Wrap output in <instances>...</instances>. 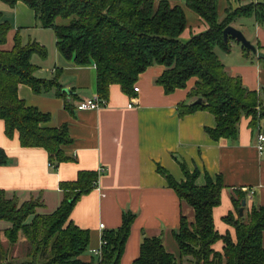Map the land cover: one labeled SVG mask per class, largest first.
<instances>
[{"label":"trees","instance_id":"1","mask_svg":"<svg viewBox=\"0 0 264 264\" xmlns=\"http://www.w3.org/2000/svg\"><path fill=\"white\" fill-rule=\"evenodd\" d=\"M0 1L10 7L20 1L33 10L40 27L52 28L56 49L66 59H73L78 66L92 62L96 94L106 101L111 84H118L124 94L132 95L139 74L158 64L164 70L156 83L165 94L183 89L189 79L196 78L187 93L191 101L177 104V115L181 118L199 110L209 112L216 121L214 128L204 129L211 140L237 138L239 120L244 116L250 118L252 127L261 125L264 129V96L248 90L239 76L228 74L215 52L216 48L230 52V42L235 40L228 37L224 42L222 30L236 19L252 17L255 22H264V0L250 1L235 9L226 7L222 20L218 17V0H183L207 26L183 43L179 40L186 27L183 8L167 0ZM57 18L68 21L58 24ZM10 29V23L3 21L0 13V121L4 135L11 138L17 133L21 147L42 148L53 170L71 159L65 155V148L73 141L68 127L47 126L50 116L26 106L17 96V89L25 84L35 95L53 89L64 98L65 108L70 107L71 92L62 91L59 72L50 79L34 76L37 67L31 57L47 55L37 41L23 43L16 33L12 47L3 49ZM241 48L249 57L245 47ZM199 98L201 102L194 103ZM8 162L9 157L0 148V166ZM156 168L176 196L190 205L194 218L189 222L181 215L178 227L172 230L176 253L165 249L160 236H144L131 264H183V258L188 257L193 264H264V205L251 207L246 215L236 218L233 213L223 217V222L234 229L232 240L229 233H217L213 225L212 209L220 203L223 188L220 176L212 180L205 174V184L198 186L197 171L189 172L182 166L184 180L176 181L163 167ZM97 180L98 173L82 170L74 181L60 182L61 202L49 213L41 212L44 204L40 197L21 200L17 194L0 189V221L7 225L0 231L9 246L21 236L29 245L25 260L4 259L1 264H119L135 218L129 211L123 213L114 230L102 231L105 244L101 246L100 259L93 255L90 262L79 259L89 246V230L77 227L69 214L79 198L95 188ZM234 194L233 208L238 211L245 195L240 191ZM219 240L223 245L216 252L212 246Z\"/></svg>","mask_w":264,"mask_h":264},{"label":"crops","instance_id":"2","mask_svg":"<svg viewBox=\"0 0 264 264\" xmlns=\"http://www.w3.org/2000/svg\"><path fill=\"white\" fill-rule=\"evenodd\" d=\"M167 1L183 8L186 27L179 38L182 43L207 29L203 20L186 7L183 0ZM250 1L256 2L218 0L219 19L224 18L226 7L235 9ZM0 13L2 20L11 25L3 49L12 47L16 33L23 43L37 41L47 55L45 58L38 54L31 57V63L37 67L34 76L50 79L59 72L62 90L66 88L71 92L69 108H65L64 98L56 95L53 89L35 95L27 85L20 84L17 96L26 106L48 114L47 126L66 125L73 140L65 148V155L71 159L57 164L52 170L47 166L49 159L42 148L21 147L17 133L11 138L6 137L0 121V148L9 157L8 164L0 166V189L17 194L21 200L40 197L44 204L41 212L49 213L61 202L60 182L74 181L82 170L97 173L102 167L105 171L98 175V187L83 194L69 214L77 227L89 230V246L79 257L82 262L91 261L92 251L101 245L102 231L118 227L125 212L134 213L135 218L119 264H131L137 258L144 236H160L165 247L170 241L175 243L171 232L178 227L181 215L187 221H193L194 211L168 187L157 172V165L176 181L184 180L182 166L189 172L197 171L195 183L198 186L205 184V174L212 180L220 176L223 188L220 203L212 209L213 225L217 233H229L232 240L235 239L234 229L223 222V217L229 213L235 218L239 216L233 208L235 191L245 195L243 215L251 207L264 205V152L259 155L254 146L259 129L264 131L261 125L252 127L250 118L244 116L239 120L237 138L211 140L204 129L214 128L216 121L209 112L199 110L181 118L177 115V104L191 101L187 99V93L196 78L189 79L183 89L165 94L156 83L164 70L158 64L139 74L133 86L138 91L132 95L124 94L118 84H111L105 106L76 110L77 102L97 96L95 65L89 62L78 66L73 59L63 57L56 49L52 28L40 27L34 11L24 3L18 1L10 7L0 1ZM230 25L243 32L253 46H261V50L256 47L259 51H264V22L241 17ZM230 47L227 54H233V59L221 56L227 55L221 49L219 53L215 51L220 62L222 57L225 58L227 64L222 63L226 72L239 76L248 90L264 96V61L245 56L235 41L230 42ZM100 223L102 229L98 228ZM6 226L0 221V230ZM1 238H4L2 231ZM261 239L264 247V231ZM222 245L219 240L212 248L218 252ZM172 247L165 249L174 254L176 246Z\"/></svg>","mask_w":264,"mask_h":264},{"label":"rangeland","instance_id":"3","mask_svg":"<svg viewBox=\"0 0 264 264\" xmlns=\"http://www.w3.org/2000/svg\"><path fill=\"white\" fill-rule=\"evenodd\" d=\"M68 19H61V18H57L56 22L58 24H63V23H67ZM215 51L217 53L221 52L219 51V48H216ZM264 54V51L262 52ZM224 56L228 59H233V54H227V55H221ZM249 58L254 59V60H258L259 58H257L255 55H253L252 53H249ZM232 62H235L234 65H236V61L231 60ZM259 61L263 62V59H260ZM222 62L227 64L225 58L222 57ZM172 246H176L175 243H172L171 241L165 244V247L168 248L169 250L172 249ZM29 249V245L26 243V241L23 239V237L21 236L18 240V242L15 245H8L5 237L0 239V264L3 262L4 263V259L6 260H15V261H23L26 259V253ZM175 250V249H174ZM176 253V252H175ZM183 264H193V259L191 257L188 258H183Z\"/></svg>","mask_w":264,"mask_h":264},{"label":"built area","instance_id":"4","mask_svg":"<svg viewBox=\"0 0 264 264\" xmlns=\"http://www.w3.org/2000/svg\"><path fill=\"white\" fill-rule=\"evenodd\" d=\"M133 91L137 92L138 88L137 87H133ZM106 100L100 98L98 95L95 96L94 99H84V100H80V102H77L75 105V109L76 110H95L97 108L103 107L106 104ZM128 106H131V104H129ZM257 135V139L255 142V149L257 150L258 154L260 155V153L264 152V131H262L261 129H259ZM48 167H50L49 164H47ZM105 170L102 167L98 168V175L103 173ZM97 184V183H96ZM98 187V184L95 186V189ZM250 194L252 193V191L249 192ZM98 228L102 229L103 228V224H99ZM100 247L98 250L92 251V255L99 258L100 259V253H101V246L104 245V241L100 238Z\"/></svg>","mask_w":264,"mask_h":264},{"label":"water","instance_id":"5","mask_svg":"<svg viewBox=\"0 0 264 264\" xmlns=\"http://www.w3.org/2000/svg\"><path fill=\"white\" fill-rule=\"evenodd\" d=\"M223 41L226 42L228 37H230L231 39L235 40L237 43H239L240 46H244L246 51L249 53H252L253 55H255L257 58L259 59H263L264 60V54L259 51L256 46H253L250 41H248L246 39V37L244 36L243 32L235 29L233 26L231 25H227V27H225L223 30ZM64 93H70V91L68 89L65 88V90H62ZM199 102H201V98L195 100L194 103L199 104ZM245 202L243 201L241 203V206L237 209L238 210V214L239 216L243 215V210L242 208L244 207Z\"/></svg>","mask_w":264,"mask_h":264}]
</instances>
